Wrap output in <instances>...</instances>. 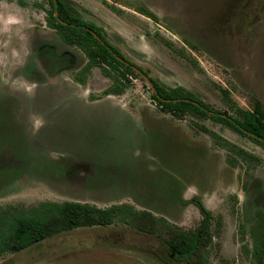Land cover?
<instances>
[{
	"label": "rangeland",
	"instance_id": "obj_1",
	"mask_svg": "<svg viewBox=\"0 0 264 264\" xmlns=\"http://www.w3.org/2000/svg\"><path fill=\"white\" fill-rule=\"evenodd\" d=\"M71 1L165 86L234 116L264 112V0ZM49 8L0 0V215L78 201L152 216L142 230L116 221L63 231L0 264H260L251 229L264 209V147L211 117L166 111L140 76L119 95L103 94L113 80L99 66L80 84L87 57L47 25ZM46 43L72 51L74 66L46 76L37 62ZM196 196L210 231L179 261L168 240L200 231Z\"/></svg>",
	"mask_w": 264,
	"mask_h": 264
},
{
	"label": "trees",
	"instance_id": "obj_2",
	"mask_svg": "<svg viewBox=\"0 0 264 264\" xmlns=\"http://www.w3.org/2000/svg\"><path fill=\"white\" fill-rule=\"evenodd\" d=\"M47 22L56 29L63 41L81 48L88 57V63L84 71L99 66L106 76L112 78L113 84L104 90V95L122 94L130 85L129 74L140 76L127 62L119 48L111 44L102 34L101 28L93 22L86 20L76 10V6L70 0H49ZM96 32L101 39L94 35ZM44 52V51H42ZM42 55L44 64L59 69L70 57L65 54H57L53 50H46ZM124 59L121 60L120 58ZM127 61V62H126ZM141 70L142 68L139 67ZM76 80L84 82L78 75ZM154 90V98L162 104L168 112L189 110L214 120L223 122L237 132L246 135L256 144L264 147V112L259 109L245 110L237 108L234 116L228 112H221L199 100L185 88L178 86L167 89L155 80L151 79ZM224 94L230 99L228 92ZM189 203L195 204L203 215L200 231L185 233L178 231L169 238L170 257L179 261H185L197 254V249L202 245L203 239L210 231L211 212L199 197H194ZM49 208L38 216H27L25 211H13L8 208L0 215V256L6 252H19L60 232L68 231L83 226H109L116 221L134 225L143 229L149 222L152 214L148 211H139L130 205H113L101 208L89 203L67 201L64 203H48ZM253 249L260 264H264V209L256 212L251 229Z\"/></svg>",
	"mask_w": 264,
	"mask_h": 264
},
{
	"label": "flooded vegetation",
	"instance_id": "obj_3",
	"mask_svg": "<svg viewBox=\"0 0 264 264\" xmlns=\"http://www.w3.org/2000/svg\"><path fill=\"white\" fill-rule=\"evenodd\" d=\"M71 1V0H70ZM50 9V8H49ZM76 10H77V8H76ZM78 11V10H77ZM79 12V11H78ZM79 14H81V16L83 17V18H85L83 15H82V13L81 12H79ZM47 16H48V11H47ZM86 19V18H85ZM86 20H88V19H86ZM46 21H47V18H46ZM88 21H90V20H88ZM91 22H93V21H91ZM94 23V22H93ZM95 24V23H94ZM47 25L50 27V28H52L49 24H48V22H47ZM96 26H98L97 24H95ZM99 27V26H98ZM101 28V27H100ZM52 29H54V28H52ZM57 33H58V31L56 30V29H54ZM101 31H102V29H101ZM95 33L96 32H94V35H95ZM59 34V33H58ZM97 34V33H96ZM102 34H103V32H102ZM98 35V34H97ZM59 36H60V34H59ZM96 36V35H95ZM99 36V35H98ZM105 36V35H104ZM100 37V36H99ZM106 37V36H105ZM60 38H61V36H60ZM107 38V37H106ZM62 39V38H61ZM101 39V38H100ZM63 40V39H62ZM108 40V39H107ZM109 41V40H108ZM66 45H70V44H68V43H66L65 41H63ZM110 42V41H109ZM111 43V42H110ZM112 44V43H111ZM114 45V44H113ZM70 46H74V45H70ZM115 46V45H114ZM74 47H77V46H74ZM117 47V46H116ZM118 48V47H117ZM53 50L54 52H56L57 54H65L66 55V59H67V56H69L70 57V60H71V62H70V64H69V61L67 62V64L64 66V67H62V66H60L59 67V69L57 70V69H55V67L54 66H50V65H47V64H44V63H42V55L43 54H46V53H44V52H46V50ZM80 50H82L81 48H79ZM120 50V49H119ZM42 51H44V52H42ZM83 51V50H82ZM121 51V50H120ZM84 52V51H83ZM122 53V52H121ZM84 54H85V56L87 57V55H86V53L84 52ZM123 54V53H122ZM37 55H38V59H37V62L39 63V65H40V67L42 68V71L44 72V74L46 75V76H49V74L50 73H52V72H54V74L55 75H58V74H60V71L61 70H63V69H65V68H67V67H72V66H74V64L76 63V61H77V59H76V56H75V54H73L72 53V51H69V50H65V51H63L62 53H58V51H57V48H56V46L55 45H53V44H49V43H46V45L44 44V45H42V46H40V48L38 49V52H37ZM124 55V54H123ZM124 57L129 61V62H127L139 75H140V77H142L146 82H148L149 84H150V87H151V90H152V93H153V98H154V90H153V84H152V81H151V79H153V80H155L156 82H158L159 84H161L162 86H164V87H166L167 89H172V88H169V87H167V86H165L164 84H162L160 81H158L157 79H155V78H153V77H151V76H149V74L141 67V66H139V65H137V64H135V63H133V62H131L125 55H124ZM120 58V57H119ZM121 60H124V59H122V58H120ZM125 61V60H124ZM88 63V57H87V62H86V64ZM86 64L82 67V74H81V76L83 77V80H84V82H79L80 84H85L86 83V78H85V75L88 73V70H86V71H84L83 69H84V67L86 66ZM135 66L138 70H140L145 76H147L148 77V79H146L143 75H142V73H140V72H138L136 69H135V67H133V66ZM95 67H98V66H95ZM139 67H141L142 68V70L139 68ZM94 68V67H93ZM92 68V69H93ZM91 69V70H92ZM90 72V71H89ZM39 74V73H38ZM1 76H2V79H3V82H4V73L3 74H1ZM151 82V83H150ZM178 87V86H177ZM182 87V86H181ZM184 88V87H183ZM104 92V91H103ZM109 95H111V94H109ZM114 95H116V94H114ZM119 95V94H118ZM155 99V98H154ZM156 100V99H155Z\"/></svg>",
	"mask_w": 264,
	"mask_h": 264
},
{
	"label": "water",
	"instance_id": "obj_4",
	"mask_svg": "<svg viewBox=\"0 0 264 264\" xmlns=\"http://www.w3.org/2000/svg\"><path fill=\"white\" fill-rule=\"evenodd\" d=\"M95 35H96V37H98L99 39H100V37L95 33ZM133 66V65H132ZM133 67H135V66H133ZM135 69L138 71V72H140V73H142L140 70H138L136 67H135ZM142 75L146 78V79H148V77L147 76H145L143 73H142ZM151 83V82H150Z\"/></svg>",
	"mask_w": 264,
	"mask_h": 264
}]
</instances>
